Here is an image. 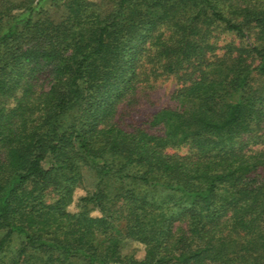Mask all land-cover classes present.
I'll return each instance as SVG.
<instances>
[{"label":"trees","instance_id":"trees-1","mask_svg":"<svg viewBox=\"0 0 264 264\" xmlns=\"http://www.w3.org/2000/svg\"><path fill=\"white\" fill-rule=\"evenodd\" d=\"M41 2L0 0V264H264V0Z\"/></svg>","mask_w":264,"mask_h":264},{"label":"rangeland","instance_id":"rangeland-1","mask_svg":"<svg viewBox=\"0 0 264 264\" xmlns=\"http://www.w3.org/2000/svg\"><path fill=\"white\" fill-rule=\"evenodd\" d=\"M42 5L48 8V12L55 18L59 19L62 11L60 8L51 7V0H42ZM60 3V1L58 2ZM214 44L217 46L215 54L221 55L225 51V45L229 42H239V39L228 32H222L218 30L215 32ZM177 80L173 76H161L156 79L152 85L146 88L147 91L143 94L138 102L132 104L128 110V113L124 115L121 124L124 125H134L136 123H142L148 119V117L158 108L163 106H168L172 104L171 94L176 89ZM145 88H143L144 90ZM184 150L181 152L183 153ZM93 177L88 169H84V184L76 189L75 202L83 194L86 193L87 189L92 187ZM71 211L76 210L75 203L70 207ZM95 215L98 213H94ZM123 249L125 251L136 250L137 256L139 258L144 255V247L133 241H128L124 244Z\"/></svg>","mask_w":264,"mask_h":264}]
</instances>
